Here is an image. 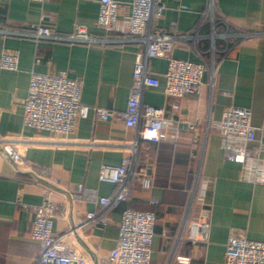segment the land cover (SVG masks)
I'll list each match as a JSON object with an SVG mask.
<instances>
[{"label":"crops","instance_id":"obj_1","mask_svg":"<svg viewBox=\"0 0 264 264\" xmlns=\"http://www.w3.org/2000/svg\"><path fill=\"white\" fill-rule=\"evenodd\" d=\"M117 1L118 21L125 24L131 0ZM158 1L164 9L152 19V30L174 35L172 56L204 61V71L195 91L173 98L163 91L167 60H148L160 85L146 87L142 101L163 107L180 128L173 141L151 142L116 115L126 107L134 57L144 45L120 28L104 32L97 23L99 0H0V55L18 57L15 69L0 68V135L31 163L19 169L0 148V264L34 263L39 245L31 237L33 206L45 198L62 210L53 217V233L84 253L88 264H100L116 246L126 208L155 214L150 264H227L225 245L232 231L264 241V182L241 177L242 164L224 157L215 126L225 107L248 108L258 127L248 146L264 145V0ZM78 24L106 40L32 34L45 25L52 34L66 35ZM32 71L80 79V100L115 115L101 119L90 111L69 134L24 125ZM123 157L129 159V199L103 207L77 192L82 183L98 195L114 193L117 184L100 180L98 173ZM43 167L47 173L37 170ZM144 176L151 178L149 187L142 185ZM88 211L98 220H89ZM204 221L205 233L195 226Z\"/></svg>","mask_w":264,"mask_h":264},{"label":"built area","instance_id":"obj_2","mask_svg":"<svg viewBox=\"0 0 264 264\" xmlns=\"http://www.w3.org/2000/svg\"><path fill=\"white\" fill-rule=\"evenodd\" d=\"M163 9L164 5L158 0H131L128 20L125 24H120L119 2L99 0L97 15V23L104 32L120 28L129 35L131 40L144 45L143 52H137L134 57L132 84L126 107L116 115L127 127H134L140 139L151 142L173 141L180 136V128L179 120L173 116H167L163 107L142 101V93L146 87L160 85V79L148 71V60L153 57H163L167 60L163 91L173 98L195 91L201 83L204 71V61L172 56L174 35L152 30V19L160 17ZM213 18L211 4L210 20L213 21ZM32 34L72 42L95 43L106 40L104 37L93 35L81 24L76 25L75 29L66 35L52 34L49 27L45 25H40ZM194 38L195 45L196 36ZM198 54L202 57L201 49H198ZM17 64L18 57L15 53L3 52L0 55V68L15 69ZM80 93V79L71 78L64 73L32 71L24 99L23 124L37 129L69 134L74 130L77 119L86 117L90 111L101 119H108L115 115L105 108L83 103L80 100ZM178 107L177 102L172 103L173 109ZM183 122L187 123L189 128L195 127L193 122L186 120ZM215 126L221 135L224 157L242 164L241 177L250 181L264 182V145L248 146L255 139L258 128L251 122L250 110L235 105L227 106L223 109ZM0 148L17 168L31 166L28 159L2 135H0ZM128 164L129 159L123 157L118 165L104 164L100 167L99 179L118 186L111 195H98L94 189L82 183L77 185V192L84 197L97 200L103 207L117 205L118 202L129 199ZM37 170L43 174L48 172L45 167L37 168ZM142 185L149 187L151 178L144 176ZM56 214H62V210L49 198L33 206L31 237L39 245L33 264H88V258L84 253L76 247H69L62 243L60 240L62 235L53 233L52 223ZM86 217L89 220L97 219L93 211H88ZM99 220L106 223L105 218H99ZM154 222L155 214L152 211L124 209L121 213L117 244L110 251L109 256L100 261V264H150ZM195 226L205 233L208 223L196 222ZM224 257L227 264H264V241L250 239L232 231L226 241Z\"/></svg>","mask_w":264,"mask_h":264}]
</instances>
